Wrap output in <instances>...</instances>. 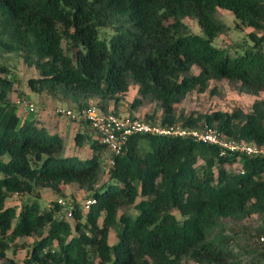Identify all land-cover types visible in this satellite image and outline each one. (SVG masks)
<instances>
[{"label":"trees","instance_id":"obj_1","mask_svg":"<svg viewBox=\"0 0 264 264\" xmlns=\"http://www.w3.org/2000/svg\"><path fill=\"white\" fill-rule=\"evenodd\" d=\"M219 9L233 15L236 30H251L234 54L213 44L227 31ZM10 54L37 73L26 80L30 92L72 110L96 105L118 115L135 87L131 110L153 106L140 117L146 121L207 124L228 139L264 146V99L248 112H176L213 81L264 94V0H0V59ZM15 84L0 62V264H17L12 255L23 248L22 264H264L262 246L247 238L264 234V226L246 223H264V157L134 135L98 186L103 146L77 131L74 149L88 146L91 157L67 155L64 138L12 101ZM68 187L96 203L83 211ZM42 191L70 199L71 217L56 199L42 210ZM11 196L19 202L8 205Z\"/></svg>","mask_w":264,"mask_h":264},{"label":"rangeland","instance_id":"obj_2","mask_svg":"<svg viewBox=\"0 0 264 264\" xmlns=\"http://www.w3.org/2000/svg\"><path fill=\"white\" fill-rule=\"evenodd\" d=\"M217 17L227 26V31L225 34L220 35L217 40L213 43L215 47L217 48H223L225 50H228L229 53L234 54V45L240 44V43H247L248 39L246 37V34L249 33L251 30L248 28H244L242 31L235 29V18L230 13L218 10ZM188 26H190L191 30L194 34H201L199 31V27L194 25L190 20L185 21ZM200 32V33H199ZM0 62L7 65V67L11 71V76L14 77L17 80V84L14 86V92L11 95V99L16 101V99L22 97V98H30L31 101L37 103L38 96L37 94H34L29 91V89L26 86V80L35 77L37 73L33 69L27 68L19 58H17L15 55H3L0 59ZM193 73L196 74L197 70L193 69ZM136 97V88L131 87L128 92L123 96V100L119 104L118 107V115L120 116H129V117H143L146 114H151L153 111L152 105H143L142 107L138 108L137 110L132 111L130 108V104L132 100ZM40 98V97H39ZM48 99V98H46ZM258 99H264V94H260L259 97H254L250 95L240 94L236 92L226 81H220V82H210L208 89L205 92H192L190 93L184 101L176 107V112H183L186 115L190 113H197V114H209L214 111H222L231 113L235 109H241L244 112H248L251 110V106L255 100ZM50 100V99H49ZM41 102H39L38 105H40ZM45 106V105H44ZM47 106V105H46ZM50 106V105H49ZM58 106L67 107L69 104L67 103H58ZM41 109V106H39ZM69 122V121H68ZM70 123V122H69ZM63 124V123H62ZM84 128H86V125H84ZM68 136V135H67ZM64 143H65V153L67 155H80L81 159L88 158L90 155V152L88 151H79L76 152L71 145L70 139H67L65 136ZM142 152H149V148L147 146V143L142 140L139 143ZM75 151V152H74ZM79 157V156H78ZM106 154L103 153L102 158H105ZM108 180V176H101L100 181L98 182V186L102 185L103 183H106ZM77 193V200L81 203V201L85 200L90 196L89 193L80 191L78 189H71L70 193ZM42 199L38 201L39 206L42 210H44L47 206V200H55L56 197L50 192V191H43L41 193ZM70 201V199H68ZM19 202V197L11 196L7 200V204H17ZM132 212V211H131ZM173 214L177 215L176 211H172ZM250 227H262L264 226L263 222H260L257 220L256 217L250 218L246 222ZM231 228V227H229ZM240 231V230H236ZM230 233V232H229ZM114 230L110 231V238H109V244H114L116 242V239L114 237ZM241 234V233H240ZM248 235V241L250 243H255L256 237H249ZM23 240L19 241L22 243ZM26 242L30 243L32 242V239H27ZM26 250L19 249L16 253V255H12L14 259L17 261V264H22V260L25 256ZM191 264V263H189Z\"/></svg>","mask_w":264,"mask_h":264},{"label":"built area","instance_id":"obj_3","mask_svg":"<svg viewBox=\"0 0 264 264\" xmlns=\"http://www.w3.org/2000/svg\"><path fill=\"white\" fill-rule=\"evenodd\" d=\"M19 110L24 114H35L36 105L28 98H18L15 101ZM54 114L59 117L68 118L72 122L88 123L89 132L104 148L107 154L103 158V175L108 176L115 164V158L121 155L124 147L131 136L151 135L159 137H172L180 139H191L196 143L216 146L220 150V155L239 154L245 157H264V146L248 143L244 140H231L221 135L217 130L207 124H202L197 128L184 126L182 123L172 125L162 124L159 120L150 122L140 117L120 116L112 113L101 112L96 105L75 111L58 107ZM57 204L62 206L67 218L71 217L69 202L64 198H57ZM96 203L90 197L81 202V209L87 211ZM255 242L262 246L264 252V234L258 235ZM199 264V263H194Z\"/></svg>","mask_w":264,"mask_h":264},{"label":"crops","instance_id":"obj_4","mask_svg":"<svg viewBox=\"0 0 264 264\" xmlns=\"http://www.w3.org/2000/svg\"><path fill=\"white\" fill-rule=\"evenodd\" d=\"M12 101H14V100H12ZM39 102H41L40 105H38ZM35 105H36L35 116L40 121V126L44 127L50 134H58L62 138H63V136H65L67 139H70L71 140L70 145L73 149H74V147L72 145V140H73V136L75 135V133L77 131H85L87 133L89 132L87 126H86V128H84V123L71 122V121L67 120L66 118L56 116L54 114L55 109L58 107H61V108H63V107L58 106V104L55 101L46 99V97L39 95L38 101H37V103L35 102ZM39 106H41V109ZM64 108L70 109L68 106L64 107ZM89 134H90L91 138H93V135L91 134V132H89ZM74 150H76V152H78V153H79V151L80 152L81 151L90 152V155L88 158H90L91 154H92V152L88 146H85L82 150H78V149H74ZM73 156H77V157L79 156V158H81L80 155H73ZM88 158H85V159H88ZM70 189H72V188L68 187L67 193L70 192Z\"/></svg>","mask_w":264,"mask_h":264}]
</instances>
